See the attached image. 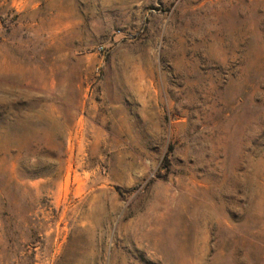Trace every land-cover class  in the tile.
Instances as JSON below:
<instances>
[{
  "label": "rangeland",
  "instance_id": "1",
  "mask_svg": "<svg viewBox=\"0 0 264 264\" xmlns=\"http://www.w3.org/2000/svg\"><path fill=\"white\" fill-rule=\"evenodd\" d=\"M0 264H264V0H0Z\"/></svg>",
  "mask_w": 264,
  "mask_h": 264
}]
</instances>
